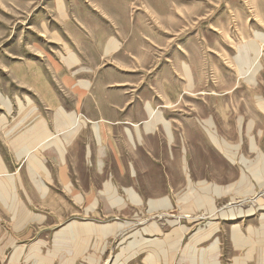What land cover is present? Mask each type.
I'll list each match as a JSON object with an SVG mask.
<instances>
[{"label": "rangeland", "instance_id": "rangeland-1", "mask_svg": "<svg viewBox=\"0 0 264 264\" xmlns=\"http://www.w3.org/2000/svg\"><path fill=\"white\" fill-rule=\"evenodd\" d=\"M105 90L131 96L123 110L135 106L152 113L151 122L164 125L168 144L173 136L167 121L171 123L174 160L161 128L153 132L155 141L137 147L140 151L123 144L128 160L121 158V164H133L137 173L138 184H131L129 167H119L110 152L102 172L97 170V147L91 142L87 161L83 147L85 137L91 138L88 130L69 151L63 175L67 182L71 172L83 197L76 199V214H69L74 200L56 177L50 186L59 199L42 202L34 195L32 211L44 215V224H34L33 230L29 225V232L20 236L2 213L0 245L11 238L17 244L0 264H37L27 259L26 248L21 253L22 245L38 239L46 242L39 254L46 256L52 247L51 255L61 254V260L50 257L52 264H264V182L256 181L260 187L253 184L254 192L250 183H240L264 180L257 178H264V104H256V97L264 100V0H0V198L11 201L12 219L21 224L32 217L12 205L18 199L15 178L4 161L25 182L26 166L29 176L39 175L31 182L44 198L48 188L41 191L36 185H44L42 177L49 176L37 163L45 167L47 155L62 166L66 145L86 122L73 111L111 112ZM194 119L207 125L208 138L223 153L214 152ZM37 124L43 135L31 145L27 140ZM99 125H93L98 148ZM181 137L187 153L181 151ZM49 140L60 149V157L50 150L44 153ZM182 153L183 169L187 172L186 155L192 179L188 191L181 182ZM217 158L221 188L212 189L235 196L221 194L213 203L209 194L199 196L192 186L200 188L195 184L200 177L212 181L217 170L210 160ZM158 167L166 183L159 181V170L153 174ZM110 172L124 181L114 183L120 197L116 194V200L114 193L108 199L100 195L116 191L110 183L103 186ZM228 182L235 184L226 186ZM132 187L140 198L132 189L125 190L132 198L122 191ZM69 221L73 223L65 226ZM59 226L57 233L67 228L75 229L74 234L53 240ZM40 245L45 243L34 247Z\"/></svg>", "mask_w": 264, "mask_h": 264}, {"label": "crops", "instance_id": "crops-1", "mask_svg": "<svg viewBox=\"0 0 264 264\" xmlns=\"http://www.w3.org/2000/svg\"><path fill=\"white\" fill-rule=\"evenodd\" d=\"M87 92L88 91H85V93H87ZM105 92H106V95H104V96H106V99L110 100V101H108L109 107L112 105V108L110 107L111 108V112L102 111L98 115H91V114L88 115L85 111H84V114H81V111L79 112V114L76 113V111H73L75 115H80L82 120H85L86 122H85V126L80 128V130L77 132V134L74 135L72 138H70L69 144L66 145L65 150H64L65 153H64L63 158H62L63 159L62 160L63 161L62 166L60 167L57 164L56 160L53 159L52 156H49V158L52 157V159L50 158L51 161H48V159L46 158L47 155L43 154L44 157H45V167L49 171V177L48 178H46L45 176L44 177L46 179L50 180V181H47L44 177H42V182H44V185H41V186L36 185V187L38 189H41V191H43L42 188L45 187V185H46V187L48 188V191H45L44 194L41 192L43 196H45V193L47 192V194H46V196L44 198L34 188L32 182H31V179H33L35 177L38 178L39 175H37V174L35 175V173L30 172V176H29V173L27 171V166H26V172H27L28 181L25 182V180L22 179V177L19 175V173L12 172L10 170V168H12V166L7 165L6 162L2 159L4 161V163H5V167H6L7 171L12 175V178H15V180H13V185L15 186V190H16L15 197L18 198V199L12 205H14V204H15V206L17 205L18 208L23 213H26L27 215L31 216L32 219H29V220L21 219L20 220L21 224L18 223L17 220L15 221V219H12V215H11V212H10L11 210H10V206H9L11 201H9V200L6 201L2 197V199L0 198V227H1V224L3 222V218H2V213L3 212H4V214H7L9 216L10 221H12L13 224H14V226H13L14 228L13 229L16 232H18L20 236H22L21 233H23L24 231H27V233L29 232V229L27 228V227H29V225H33L32 226V230H33L35 228L34 224L35 225L44 224L45 221H46V218L44 217V215H42L41 213H38V212L36 213V212L32 211L33 210V206H34L33 199L36 200L34 195H37L38 196L37 200H41L42 202L43 201H48V200H55V198L59 199L60 197L57 196L56 194H54V192L52 190L53 188L50 186L51 184H52V186L54 185L56 177L58 178L59 182L64 183L63 189L69 194V197L74 200L75 205L72 204V203H69V207H68L69 214L70 215H73V214L75 215L76 214V211H77V208H76V201L77 200L76 199L79 197V198H82L80 200V201H82L83 197H82V195L77 194V187H76L75 183L73 182V180L70 177L71 172H70V174H69V176L67 178V180H68L67 182H66V180H64L63 175L66 174V171H64V169H65V167L67 165L68 156H69L68 153H70L69 151L71 149H73V146L74 147L76 146V142L78 140H80V138L82 136H84L85 132H87L88 130L90 132V136H91L92 139L91 138H87V137H85L86 139L83 138V139H85V146L83 147L84 148V156L87 159V161L91 159V146H90V142H91V143L95 144V146L97 147V154H96L97 170L101 171L103 169V167H104V158L109 157L108 156L109 155L108 152H110V158H113V160L117 159L118 163L121 165V166L118 165L119 167H122V168L123 167L124 168H128L129 167V172H128V175H127V182H129L131 184H138L137 173H136V170L134 169L135 167L133 166V164L129 163L128 164L129 166H125V165L123 166L121 164V161H122V160H120L121 158H123V159L125 158L126 160H128L126 149H122V147H124L123 144L130 146V148L132 147V149H134V150L140 151L137 147H139V146L140 147H144V144L149 143L150 141H155L154 139L156 138V136H155L156 134L154 135L153 132H155L158 128H161V129L164 130V133H165V138H166V142H167L166 143L167 144V147H166L167 151H170V154L172 153V144L174 142V135H173L174 133H173L172 125H171V123L169 121L166 120L169 123V128H170V130L172 132V136H173V138H172L173 140H172V142L170 144H168V139L166 137V132H165L164 125L161 122H154V123L151 122L153 119H155V117L152 116V113H149L147 110L141 111L139 109L140 110L139 111V110H137L138 108L135 107V106H133L130 110H123V109H126V105L129 104V101L131 100V96H126V95H124L122 97L121 96H116L115 94H120L119 90L118 91H106L105 90ZM114 92H117V93L112 94ZM103 93L104 92H102V94H101L102 96H103ZM108 94H110L112 96H116V97H110ZM132 101H133V99H132ZM259 101H262L263 104H264V100L261 97H256V104L260 108ZM102 102H103V100H101V103ZM67 113H71V112H67ZM157 113H159V112H157ZM160 116H162V118L164 119L162 113H160ZM238 119H242V118L239 117ZM194 120L197 123V125L203 130V133L206 134L205 138L208 139V141H209L210 145L212 146L214 152H222L221 150L217 149L211 143L210 139L208 138L207 133L204 130V128L207 125H204L205 123L204 122H200V120H197V119H194ZM93 122L100 123L99 127H100L101 143L99 145V148H98V144H97V141H96V138H95V133L93 131V125H96V123H93ZM91 123H93L92 126H91ZM237 123H238V121H237ZM182 129H183V127H182ZM213 129L214 128L211 126L210 130L213 131ZM214 134L217 136V134L215 132H214ZM182 136H184V135L182 134ZM217 138L220 139L219 136H217ZM180 139L182 141L181 151L183 152V148H184L185 152L187 153V149H186V147L184 145L183 137H181ZM100 146L103 148L102 149L103 155L101 156V158L99 156V150L101 148ZM255 147H256V145H255ZM250 148H252V146H250ZM256 149L259 152L258 147H256ZM124 150H125V152H124ZM112 153H114V155L111 156ZM170 156H171V159L174 160L173 154H171ZM218 156H219V153H218ZM261 157H263V156H261ZM15 160L17 162L18 161H22V160H17V159H15ZM98 161H102L101 162V166L102 167L98 166L99 165ZM185 161H186L185 164H186L187 172H185L184 169H183L184 160H183V153H182L181 165H180V170H181L180 175H181V180H182L181 182H184L186 184L187 191H188V184L192 183V179H191L190 170H189V164H188L186 155H185ZM210 161H211V163L213 164V166L217 170L216 173H214L213 177L211 178L212 181H209L208 179L200 177V179L197 180L198 182L195 183V184L197 185V187H200L199 189L202 190V191L200 192L198 188H197L198 189V191H197L196 187L193 188V186H192V190H196L198 195L199 196H203V197H206L205 195L209 194V197H207V198H209V199L212 198L214 200L213 203H215V200L220 199L222 197V195H227V194L231 195V193H232L235 196L234 192H232V191L226 192V193H220V192L219 193H215L213 191V189H212L213 187L221 188V187L217 186V184H218L217 181H220V174L218 172V170H219L218 168L221 167V163H220V159L219 158L213 159V160H210ZM238 162L240 163V161H238ZM231 163H233V162H231ZM242 164L245 165L244 163H242ZM161 166L164 167V165H161ZM99 167H101V168L99 169ZM55 169H56L58 174L56 173V175L54 177V170ZM159 169L161 170L162 168L158 167V169L153 174H156ZM160 170H159L160 173H158V175L157 174L156 175L160 178L159 179L160 182L166 183L167 176L165 175V172H161ZM121 172L123 173V171H121ZM197 172L199 174V171H197ZM224 172H226V171H224ZM17 176L20 177V181L16 182V177ZM242 176L245 177L244 175H242ZM253 176H256V175L254 174ZM257 178L264 179L263 176L260 177V175L259 176L257 175ZM8 179L11 180L10 177H6L5 181L8 180ZM256 181H260L259 183H263L264 182V180H253V179L251 180L250 178L249 179L246 178L244 181H240V183H250L251 191L254 192L255 189H253V187H254L253 184H256L258 186V188L260 187V184L257 183ZM123 182H124L123 180H118L117 181L115 175L113 174V172H110V174L107 177V179L103 181V186H104L105 183H110L112 185V187L116 191H113L111 193L110 192L104 193V192L100 191L101 193L100 192H98V193H100V195L102 196V199H104V198L108 199L109 194L114 193V197L113 198L116 199L117 198L116 194L118 196V188L114 185V183H123ZM168 183L170 184V182H168ZM179 183H180V181H179ZM233 183L235 184V182H230V183L228 182V184L226 186L231 185ZM207 185H211V187L210 186L208 187ZM206 186H207L208 190L206 189ZM103 189H104V187H103ZM129 189H132L137 194V196L139 198L141 197L137 193V191H135L133 189V187L132 188H122V191L126 194V196L128 195L129 198H132L130 194H127L128 191H127V193L125 191V190H129ZM183 194H184V192H181V196ZM210 194L212 196H210ZM10 195L11 194H9V196ZM21 195L23 196V198L21 197ZM128 197H127V199H129ZM148 199H157V198H152L151 197V198H148ZM158 199H162V198L159 197ZM210 205H209V209H210ZM199 206L204 208L203 204H201ZM124 209L125 208H122V210H124ZM51 210L55 211V208L51 209ZM126 210H128V212H127V214H128L130 209L127 208V209H125V211ZM191 214H193V213L191 212ZM186 215H189V212H186ZM71 221H73V220H71ZM71 221H69L70 223L67 222L68 224L65 223L64 225L65 226H69V224L73 223ZM64 225H62V226H64ZM62 226H59L55 231H53V234H52L53 240L55 239V241H57V240L59 241L61 239V238H58V233L60 231L58 233H57V231ZM74 230L75 229H70L69 231L66 232V234L63 233V235H68V236L71 237V235L74 234ZM39 232H41V231L39 230ZM5 234H6V231L3 234V236ZM1 237H2V235L0 236V238ZM39 242H43V243H45V245H40V247L35 248L34 246H36V243H39ZM15 244H17V241L14 238H11L6 243L0 245V262H2V263L4 262L6 251L9 250L10 248H14ZM73 244H72V247H73ZM52 246H54L53 242H52ZM244 246H250V245L247 243ZM18 247H20V245H18ZM22 247H24V248L22 250L21 257L24 255L25 248H26L27 255H29L27 257V259L28 260L30 259L31 262H34V263H37V264H41V263L52 264V262H54V260H52L50 257H56V256H59V258L61 260V257H60L61 254H58L56 256L55 255H51V251L54 249V247H52V250L46 256H43L42 254H39L41 252V250L46 247V242L44 240H42V239H38L35 242L29 244L28 246L22 245ZM72 247H71V249L76 248V245L73 248ZM64 253H66V252L64 251ZM75 255H74V258H75ZM24 257L26 258V256H24ZM69 258H71L70 255H69ZM260 259H261V262L264 261L263 255L260 257Z\"/></svg>", "mask_w": 264, "mask_h": 264}, {"label": "bare ground", "instance_id": "bare-ground-1", "mask_svg": "<svg viewBox=\"0 0 264 264\" xmlns=\"http://www.w3.org/2000/svg\"><path fill=\"white\" fill-rule=\"evenodd\" d=\"M39 126H40V124H37V126L35 127V128H33L32 130H31V137L29 138V140H27V143L30 141V144L32 143V140L33 141H35V144H37L38 142H39V140L41 141V136L43 135V133H42V135H41V132H40V128H39ZM20 141H21V143L23 142H25V138L23 137V138H21L20 139ZM18 143V142H17ZM20 145V144H19ZM32 145V144H31ZM225 145V144H224ZM18 146V145H17ZM45 149H43L44 150V153H47V151L46 150H50L51 151V153H55V156H58V157H60V149L58 148V146L56 145V143L54 142V140H49L48 142H46L45 143V145L43 146ZM54 156V157H55ZM62 158V157H61ZM37 163V162H36ZM37 166H38V168L42 171V172H44L46 175H48L49 176V173H47V169H45V167H43V164L41 163V162H39V164L37 163ZM36 169V168H35ZM7 200V199H6ZM9 200V199H8ZM116 200V199H115ZM235 228H237V226H235ZM85 231V233H87L88 231L90 232V230L89 229H85L84 230ZM67 232V228H65L64 230H61L59 233H58V236L59 235H62L63 233H66ZM78 232H79V230H78ZM75 234H76V237L77 238H79V234L77 233V231L75 232ZM171 238H170V236H168V240H170ZM173 241V240H172ZM169 243H171V246H175L174 244V242H169ZM153 245H155L154 247H155V249H158V251H162V249H163V246H161V245H157V244H153ZM170 245V244H169Z\"/></svg>", "mask_w": 264, "mask_h": 264}]
</instances>
